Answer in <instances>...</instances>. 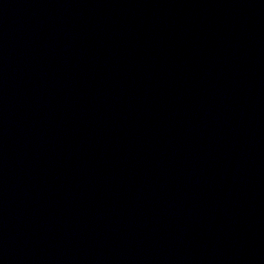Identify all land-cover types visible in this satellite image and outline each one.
Instances as JSON below:
<instances>
[{"label": "water", "instance_id": "1", "mask_svg": "<svg viewBox=\"0 0 264 264\" xmlns=\"http://www.w3.org/2000/svg\"><path fill=\"white\" fill-rule=\"evenodd\" d=\"M0 264H264V0H0Z\"/></svg>", "mask_w": 264, "mask_h": 264}]
</instances>
